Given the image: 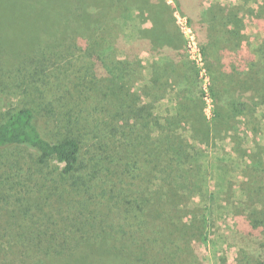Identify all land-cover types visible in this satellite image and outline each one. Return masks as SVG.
I'll use <instances>...</instances> for the list:
<instances>
[{
	"label": "trees",
	"instance_id": "16d2710c",
	"mask_svg": "<svg viewBox=\"0 0 264 264\" xmlns=\"http://www.w3.org/2000/svg\"><path fill=\"white\" fill-rule=\"evenodd\" d=\"M173 1L153 2L164 21L151 0H0V40L10 42L0 45V264H206L191 238L207 243L202 207L218 165L197 145L244 114L230 87L247 75L238 65H252L217 72L207 38L208 119ZM147 13L152 28L139 25ZM123 28H134L131 41ZM143 51L158 62L146 68ZM242 222L225 243L250 263L264 253V222Z\"/></svg>",
	"mask_w": 264,
	"mask_h": 264
},
{
	"label": "rangeland",
	"instance_id": "374dc122",
	"mask_svg": "<svg viewBox=\"0 0 264 264\" xmlns=\"http://www.w3.org/2000/svg\"><path fill=\"white\" fill-rule=\"evenodd\" d=\"M162 1L173 9L175 4L178 5L173 0ZM253 1L244 4L241 0H181L182 9L173 12L175 26L185 40L186 55L190 61L195 62L200 71L199 79L207 97L204 114L208 119L212 115V102L208 92L211 78L206 71L202 55L200 61L193 59L187 47L189 34L182 31L180 23L187 21L199 50L208 43L206 40L209 35L214 37L209 46H213V51L218 55L213 62L215 69L221 66L230 74V69L228 71L225 66L234 65L235 60L243 64L244 58L250 60L247 65L253 66L249 69L246 65H243V68L238 65L239 68L236 70L241 73L247 72V75L234 77L233 81L236 79V83L230 87V98H237L240 94L242 100L245 99L244 114L233 117L227 130L220 132L219 136L222 139L212 141L206 150L204 142L197 145L200 155L201 152L204 153L201 155L202 161L207 158L218 165L217 168L214 165L215 168L207 172L213 182L215 197L202 207L208 219L207 243L197 240L202 233L191 238L193 245L202 253L206 264H264V253L249 263L253 255L248 250L244 252L245 255L238 252L239 249L232 246L233 243H225V240L235 233L243 235L242 230L246 229L242 222L244 219L251 218L259 223L264 222V0L252 3ZM209 19L213 22L217 20L214 35L206 28ZM194 27L198 28L199 36L196 35ZM133 29L123 28L120 32L126 35L127 42L131 41L128 38L130 35H135ZM231 35L236 36L233 41ZM228 37L231 39L230 42ZM0 45L10 47V42L0 40ZM141 53L140 59L147 68L150 57L143 54L147 53L145 51ZM221 62L223 66L219 65ZM216 71L218 72V69ZM225 102L227 101H223L222 104ZM163 106L164 109L167 108L166 104ZM50 168L53 170L56 165H51ZM253 207L255 208L252 209ZM237 239L240 240V237ZM243 240L249 244V249L255 242L252 238Z\"/></svg>",
	"mask_w": 264,
	"mask_h": 264
},
{
	"label": "crops",
	"instance_id": "0c3cea01",
	"mask_svg": "<svg viewBox=\"0 0 264 264\" xmlns=\"http://www.w3.org/2000/svg\"><path fill=\"white\" fill-rule=\"evenodd\" d=\"M154 1H156V0H151V2H150V4H149L150 7L147 6V9H148L149 11H151V12H155V13H156L155 15H156L157 18H159V17H160V18H163V17L160 15L159 10H156V9H158V8H156L155 5H153V2H154ZM159 7L161 8L162 6L159 4ZM155 8H156V9H155ZM146 16H148V13H147L146 15H144V19H140V20H139V21H140V22H139V25L142 26V27L145 26V28H147V27H148V28H152L153 25H154V24H153L154 22H153L150 18H147ZM168 17H169V16H168ZM163 20H164V18H163ZM164 21H165V20H164ZM169 22H170V21H169ZM169 22H168V23H169ZM157 24H158V23H157ZM208 31L211 32V33L214 35V33H213L214 31H210V30H208ZM228 33H229V32H228ZM208 38H209V39H212V40L214 39V37H213L212 35H209ZM215 39H216V38H215ZM216 41H217V40H216ZM235 44H236V43H234V45H235ZM165 49H166V48H165ZM165 49H164L163 52H165V51H167V52H168V51H170V52L173 51V50H171V49H167V50H165ZM145 52H146V51H145ZM173 52L175 53V51H173ZM173 52H172V54H173ZM142 53H143V52H142ZM142 53H141V54H142ZM213 53H214V51H212V54H213ZM141 54H140V55H141ZM143 54H144V55H147V57H150V61H149V62L152 63V64L157 63L158 60H159V58H158V55H159V54H158V53H156V54H154V55L151 54V53H148V52H147V53H143ZM164 54H165V53H164ZM216 54H217V53H216ZM213 57L218 58V55L215 56V55L213 54ZM167 80L170 81L169 79H167Z\"/></svg>",
	"mask_w": 264,
	"mask_h": 264
},
{
	"label": "built area",
	"instance_id": "2783aa9c",
	"mask_svg": "<svg viewBox=\"0 0 264 264\" xmlns=\"http://www.w3.org/2000/svg\"><path fill=\"white\" fill-rule=\"evenodd\" d=\"M180 28L184 33L189 34L187 47L189 48L193 59H195L196 61H200L201 52L196 46L194 36H192L193 34H191V27L188 25L187 21L184 20L180 23ZM205 99H207V97H205Z\"/></svg>",
	"mask_w": 264,
	"mask_h": 264
}]
</instances>
